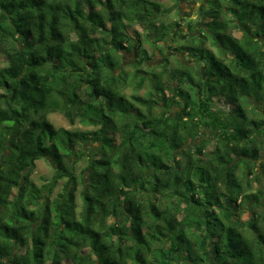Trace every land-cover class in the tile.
<instances>
[{
	"label": "trees",
	"instance_id": "16d2710c",
	"mask_svg": "<svg viewBox=\"0 0 264 264\" xmlns=\"http://www.w3.org/2000/svg\"><path fill=\"white\" fill-rule=\"evenodd\" d=\"M168 9L0 0V264H264V0H206L186 23L169 49L207 77L169 58L142 68L145 42L171 36L156 20ZM57 110L95 128H57ZM204 129L214 144L189 145ZM44 157L54 173L39 186Z\"/></svg>",
	"mask_w": 264,
	"mask_h": 264
},
{
	"label": "rangeland",
	"instance_id": "374dc122",
	"mask_svg": "<svg viewBox=\"0 0 264 264\" xmlns=\"http://www.w3.org/2000/svg\"><path fill=\"white\" fill-rule=\"evenodd\" d=\"M163 4L166 6V8H169V12H165L162 14L157 15V21H163L165 23L172 24L174 28L171 30V36L168 37L167 40L160 41L153 43L151 40L145 42V47L148 50L150 59L143 65L142 68L145 70L151 71L154 69L157 72L162 71L166 59L169 58V67H175V66H181L184 67L186 64H192V66H195L197 72V76H203L207 77V71H206V64L203 62L198 61L196 58L191 56L187 52H170L169 44L171 43L173 38L176 40L172 41L173 45L178 46L182 41L187 40L188 36H190V30L187 27L189 19H191L193 22L197 21L199 19V7L202 5V3L206 2V0H161ZM176 22H179V25H175ZM137 27L141 29V26L137 24ZM236 34H240L238 31ZM172 38V39H171ZM188 41V40H187ZM208 46L212 47L216 50L214 46H212L210 43H208ZM162 49V52L160 50ZM167 57V58H166ZM134 60L133 55H126L124 58V66L126 67V70L131 71L132 70V63ZM6 65V59L5 57L0 53V67H3ZM148 78L146 79V82L142 89L139 90V94L146 95L150 89H151V79L149 77L151 76L150 73H147L146 75ZM164 79H167V76L163 77ZM127 94H132L134 92L133 88H128L125 90ZM217 106H219L222 109L228 110L229 107L225 105L222 101L217 100L216 101ZM156 114H160L162 110L158 107L154 110ZM171 116L181 119V107L178 105V103H175L174 106H172L170 110ZM49 119L51 122L55 125V127H64L70 130H83V129H94L95 127L84 124L83 122L76 119L75 123H70L68 118L64 115V113L60 110L50 112L48 114ZM215 135L216 133L204 129L200 135H198L195 140H190L189 145H197L200 143L201 139L207 138L210 141H213L212 144L215 142ZM200 136V137H199ZM86 145L85 147H87ZM89 147V146H88ZM93 149L96 147V145L91 146ZM85 166V158H82V160L78 164V172H81L83 167ZM54 173V164L49 158H41L36 161V166L32 172V179L40 186L44 184H48L50 182V179ZM63 181H60L59 185L54 190V194H56L57 191L60 190L61 185ZM80 191L81 186L79 187V190L77 192V213H79L82 210V199L80 197ZM244 217H247V214L244 215ZM50 264V263H49Z\"/></svg>",
	"mask_w": 264,
	"mask_h": 264
},
{
	"label": "flooded vegetation",
	"instance_id": "af4514ba",
	"mask_svg": "<svg viewBox=\"0 0 264 264\" xmlns=\"http://www.w3.org/2000/svg\"><path fill=\"white\" fill-rule=\"evenodd\" d=\"M171 45H172V41H171V43L168 46L170 47ZM170 52L172 53V50L171 49H170ZM190 65H192V64H190Z\"/></svg>",
	"mask_w": 264,
	"mask_h": 264
}]
</instances>
